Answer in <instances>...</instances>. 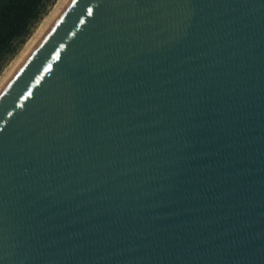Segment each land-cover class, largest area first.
Returning <instances> with one entry per match:
<instances>
[{
  "label": "water",
  "instance_id": "1",
  "mask_svg": "<svg viewBox=\"0 0 264 264\" xmlns=\"http://www.w3.org/2000/svg\"><path fill=\"white\" fill-rule=\"evenodd\" d=\"M0 264H264V0H67L0 89Z\"/></svg>",
  "mask_w": 264,
  "mask_h": 264
},
{
  "label": "trees",
  "instance_id": "2",
  "mask_svg": "<svg viewBox=\"0 0 264 264\" xmlns=\"http://www.w3.org/2000/svg\"><path fill=\"white\" fill-rule=\"evenodd\" d=\"M52 0H0V71L23 44Z\"/></svg>",
  "mask_w": 264,
  "mask_h": 264
},
{
  "label": "bare ground",
  "instance_id": "3",
  "mask_svg": "<svg viewBox=\"0 0 264 264\" xmlns=\"http://www.w3.org/2000/svg\"><path fill=\"white\" fill-rule=\"evenodd\" d=\"M67 0H58L52 10L47 16H45L38 27L35 29V32L31 35V37L26 41L25 46L23 47V51L21 54L13 61V63L5 70V73L0 79V89L4 86V84L9 80L12 74L15 72L17 67L21 64V62L25 59V57L29 54L32 48L36 45L42 35L45 33L49 25L52 23L56 15L61 11V8L64 6Z\"/></svg>",
  "mask_w": 264,
  "mask_h": 264
},
{
  "label": "rangeland",
  "instance_id": "4",
  "mask_svg": "<svg viewBox=\"0 0 264 264\" xmlns=\"http://www.w3.org/2000/svg\"><path fill=\"white\" fill-rule=\"evenodd\" d=\"M58 0H52V3H50L49 5H48V8H47V11H46V13L43 15V17L36 23V25L33 27V29H32V31H31V34L29 35V37L27 38V40L31 37V35L33 34V32H35V29L38 27V25L40 24V22H41V20L45 17V16H47L49 13H51L52 12V10H53V8H54V6H55V4H56V2H57ZM26 40V41H27ZM26 41L23 43V44H21V46L19 47V49H18V51L16 52V54H14L13 56H10V57H8L7 58V60L5 61V63L3 64V66H2V69H1V71H0V79H1V77L3 76V74L5 73V70L13 63V61H15V59L21 54V52L23 51V47L25 46V44H26Z\"/></svg>",
  "mask_w": 264,
  "mask_h": 264
}]
</instances>
